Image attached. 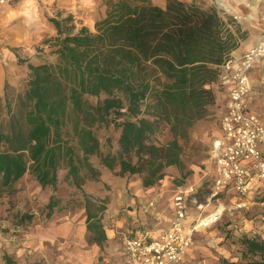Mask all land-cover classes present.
Masks as SVG:
<instances>
[{"label": "trees", "instance_id": "obj_1", "mask_svg": "<svg viewBox=\"0 0 264 264\" xmlns=\"http://www.w3.org/2000/svg\"><path fill=\"white\" fill-rule=\"evenodd\" d=\"M97 5L93 31L77 29L71 16L50 19L58 33L55 62L28 63L23 84H5L0 200L26 174L56 191L65 170L66 182L85 199L87 242L102 249L108 240L106 204L83 187L99 183L104 171L137 175L146 189L171 170L174 180L180 177L175 186L190 184L193 171L186 167L182 141L210 116L217 92L225 91L221 67L246 34L232 16L196 0H166L164 7L153 0ZM111 125L118 132L116 148L111 137L102 143L98 134ZM161 125L170 135L163 144L157 140ZM59 203L50 197L49 218ZM248 247L264 251L254 241Z\"/></svg>", "mask_w": 264, "mask_h": 264}, {"label": "rangeland", "instance_id": "obj_2", "mask_svg": "<svg viewBox=\"0 0 264 264\" xmlns=\"http://www.w3.org/2000/svg\"><path fill=\"white\" fill-rule=\"evenodd\" d=\"M94 1L98 0L85 1L84 7L87 8L85 12L83 6L75 5L77 4L75 0H16L12 3L14 7L11 6L4 13H0V53L5 54L4 57L0 55V65L5 69V84L7 83L13 89L23 84L28 78L26 77L28 63L34 65L54 63L56 46L53 39L58 36V33L50 23V19H55L60 15L62 18L71 16L76 28L80 29L84 27V19H76L74 16L76 14L83 18H85L84 15L90 17L92 11L98 8V5H94ZM196 1L205 7L214 6L215 2V0ZM29 2L32 5L26 7ZM78 6L81 8L75 11L73 8ZM89 6L94 9H88ZM78 10L81 11L78 12ZM15 25L16 36L14 30L11 31ZM242 29L244 31L243 27ZM19 60L23 63L18 64ZM22 69L25 77L20 84H16V78H21L19 73ZM4 93L3 88L0 97ZM260 107L264 112V101L260 102ZM218 116L219 112L213 106L210 116L199 121L191 130L189 140L182 141L186 167L193 171L189 182L193 185L199 179L198 175L204 170L209 160L213 137L218 134ZM98 132L102 143L109 136L112 138L113 147L116 148L118 132L114 125L103 127ZM157 138L162 144L170 139L165 126H160ZM93 160L94 164H97V160ZM170 172L167 171L169 175L167 180L165 178L164 182H160L153 188L142 187L143 195H139L140 192L133 193L134 182L140 180L137 175H127L122 178L108 171H104L99 183H93L92 190L84 186L83 192L92 199L102 200L106 204L107 210L103 215V224L106 234L112 236V229L122 225L118 221H121L125 214L127 215V212L132 210V207L144 206L148 199L149 207V202L154 200L157 202V210L162 219L172 216V199L177 187L175 186L177 185L176 180H180V177L174 180V174ZM65 177L66 171L61 170L57 190L53 191L51 187L43 189L32 175L26 174L15 186L14 193L6 194L0 200V264H8L7 260L11 261L10 264L108 263L109 257L115 251L116 240L109 242L107 240L102 249L97 245L91 249L86 233L84 241L76 242L66 237L65 232H61V227L63 225V228L66 227L65 223L68 221L73 223V227L86 223L83 193L69 185ZM205 181L206 179L200 181L199 186L209 190L211 184L204 186ZM52 195L59 199L60 203L53 216L49 218L46 204ZM140 196L146 198L142 199ZM132 199H136L135 206L131 205L133 204ZM232 199L229 196L228 200L219 204L226 207ZM157 220L159 221V218ZM248 241L264 246V190L253 195L246 208L240 211L233 209L226 211L215 226L198 234L191 263L264 264V251H250ZM80 250H83L84 254L95 250V260L87 257L83 260L84 254L81 255Z\"/></svg>", "mask_w": 264, "mask_h": 264}, {"label": "built area", "instance_id": "obj_3", "mask_svg": "<svg viewBox=\"0 0 264 264\" xmlns=\"http://www.w3.org/2000/svg\"><path fill=\"white\" fill-rule=\"evenodd\" d=\"M10 1L0 0V6ZM230 16L239 24L238 16ZM258 31L255 45L221 67V84L228 90V98L219 115V135L209 151L214 171L204 186L211 184L210 189L191 183L177 186L169 229L154 233L147 227H134L122 232L124 259L120 264L181 263L196 231L221 220L224 210H209L215 202L231 195L236 200L232 209L242 210L249 204L252 190L264 182V123L246 102L251 91V71L264 59V14L258 21ZM190 209L196 211V216L188 224Z\"/></svg>", "mask_w": 264, "mask_h": 264}, {"label": "crops", "instance_id": "obj_4", "mask_svg": "<svg viewBox=\"0 0 264 264\" xmlns=\"http://www.w3.org/2000/svg\"><path fill=\"white\" fill-rule=\"evenodd\" d=\"M14 1H16V0H11L8 3L1 5L0 6V13L2 14L5 11H7L9 9V7L12 6V3ZM75 1H77V4H75V5H80L83 7L85 6L86 0H75ZM153 2L159 6L164 7L166 0H153ZM95 4L97 5V1H94V5ZM4 6H6V7H4ZM80 6H78L77 8H73V9L75 11H77V9L81 8ZM214 6L222 14L229 13L230 15L238 16L239 17V24L244 28V31L246 32V37H247L246 40L244 42H242L240 47L232 53V57L237 59L244 52L249 50V48H251L253 45H255V43L258 41V37H259L258 21H259L260 17L264 14V0H215ZM12 7H14V6H12ZM90 7L91 6H89L88 9H90V10L94 9V7H92V8H90ZM74 10H72V11H74ZM86 10H87V8L84 7L83 11L86 12ZM80 11L81 10H78V12H80ZM84 16H85V18H83V16H81V17L76 16V14H75L74 18L75 17H76V19L80 18L81 20L84 19L83 25L93 31L94 27H95L94 15L93 14L90 15L91 19H90L89 15H84ZM12 30H14L15 36H16V25L11 29V31ZM0 42H1V40H0ZM0 55L2 57L5 56V54H3V52H1ZM32 61L34 63V59H32ZM16 69H18L17 66H16ZM4 72H5V69L3 68L2 65H0V93L3 91L4 85L6 82V75L4 74ZM19 75L21 78H16V84H20L21 81H23V77H25V72H23V69L20 70ZM250 75H251V91H250V93L247 97V100H246L247 106H248V109L250 111L256 113L261 118L262 122L264 123V112L261 110L262 108L260 107V102L262 103V101H264V59H262L261 61H259L256 64V66L251 71ZM227 92H228V90H226V89H225V91L221 89V91L217 92V102L214 105V107H215V110H217L218 112L221 111L223 105L225 104V102L228 98ZM218 133H219V130H218ZM261 149L264 153V147H261ZM171 171H173V170H171ZM213 171H214L213 163L209 157V160H208L204 170H202L201 174H199L197 177L199 179L198 180L196 179L197 180V181L195 180L196 182L193 180L195 182L194 184L199 185L200 181H202L203 179H206L209 176L211 177L213 174ZM167 178H169V177H166V180H167ZM164 180L161 182H164ZM87 187H89L92 190V188H94V184H88ZM133 190H134L133 193L140 192L139 195H143L144 190H142V185H141L140 180L134 182ZM263 190H264V182L261 184V186L259 188H255L254 190H252V192L250 193L249 199H252L253 195H255L256 193H260ZM135 196H137V195H135ZM146 196H147V194H146ZM229 196H231V195H226L225 197H223V199L220 202L228 200ZM140 197L142 198V196H140ZM145 198L146 197H144L142 199H145ZM232 198H233L232 201L229 200L230 202H228V206L225 207L223 204H219L220 202H215L210 207L209 210L214 211L215 209L219 208V209L224 210V212H223V215H224V213H226V211L232 210V208H233L232 205H234L236 202L234 197H232ZM138 200L140 201V199H138ZM148 201H149V199L147 200V202L144 206L140 207V205L135 206L136 199H132L133 204H131V205H134L135 207H132V210L128 211L127 212L128 214L127 215L125 214V217H123V219H121V221H118V223H122V225L118 226L117 228L112 229V232H113L112 236L107 234L108 242L111 240H116L115 241V247H114L115 251L111 254V257H109L110 259L108 260L107 264H120V263H122V261L124 259V252H123L124 246H123V243L121 242L122 232L130 230L134 227H137V228L147 227V228L151 229L154 233L169 229L172 216L170 218L162 219L159 215L158 210H157V202H155V200L149 202L150 203V207H149ZM249 202H250V200H249ZM235 211H240V210H235ZM146 214H147V216H146ZM223 215H222V217H223ZM194 216H196V211H194V210L192 211V209H190L188 219H187L188 224L192 221V218ZM222 217H221V219H222ZM157 218H159V221L157 220ZM65 224L67 225L66 227L63 228L64 225L62 227L61 226H59V227H61L62 233L65 232L64 235L66 237L70 238V240H75L76 242L84 241V236L86 233L85 232L86 223L79 225L78 227L77 226L73 227V223H71L70 221L66 222ZM162 224H163V226H162ZM216 224H213L209 228H203V229L201 228L198 231H196V233L194 235V241H193L191 248L188 250L183 261L179 264H190L193 261L192 255L194 252V247H195V243H196L198 234L212 228ZM66 229H67V231H65ZM89 247L91 249H94L96 247V245H89ZM80 254L83 255L84 251L80 250ZM94 255H96L95 250L89 252V254H84L82 256V259L84 260L85 257H87V258L92 259L94 261L95 260ZM66 263L67 262H64V264H66ZM194 263H191V264H194Z\"/></svg>", "mask_w": 264, "mask_h": 264}, {"label": "bare ground", "instance_id": "obj_5", "mask_svg": "<svg viewBox=\"0 0 264 264\" xmlns=\"http://www.w3.org/2000/svg\"><path fill=\"white\" fill-rule=\"evenodd\" d=\"M31 5H32V3L29 2V3L26 5V7H29V6H31Z\"/></svg>", "mask_w": 264, "mask_h": 264}]
</instances>
